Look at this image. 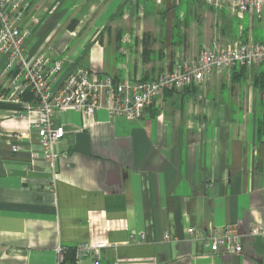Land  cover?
<instances>
[{
    "label": "crops",
    "instance_id": "1",
    "mask_svg": "<svg viewBox=\"0 0 264 264\" xmlns=\"http://www.w3.org/2000/svg\"><path fill=\"white\" fill-rule=\"evenodd\" d=\"M25 1L27 58L64 63L53 90L78 68L153 81L213 43L264 44V19L203 0ZM260 75L264 64L214 72L200 88L163 92L140 120L56 113L65 137L53 162L35 154L32 120L0 109V264H62L102 243L100 260L82 264H264V237L250 235L264 228ZM9 84L0 55V96ZM227 226L243 237L239 256L214 255L199 237Z\"/></svg>",
    "mask_w": 264,
    "mask_h": 264
},
{
    "label": "built area",
    "instance_id": "2",
    "mask_svg": "<svg viewBox=\"0 0 264 264\" xmlns=\"http://www.w3.org/2000/svg\"><path fill=\"white\" fill-rule=\"evenodd\" d=\"M203 1L213 8H226L239 20H244L247 15L259 21L264 19V0ZM29 8L30 4L25 0H0V55L7 58L10 75L9 89L0 96V103L18 107L12 114L32 120L39 139L35 154L49 162L57 160L55 148L65 137L64 126L55 121L56 113L73 109L89 118L103 109L114 118L140 120L165 91L200 88L214 72L264 64V44L242 40L227 46L213 43L200 52L196 61H178L173 71L165 72L153 81L129 78L116 81L112 76L78 68L53 90L51 82L64 72V63L46 54L27 58L25 45L31 32L23 27V20ZM19 149L17 145L13 147V151ZM195 233L193 228L188 230L189 235ZM250 235L264 237V228L255 227ZM143 237L134 235L131 241L138 243ZM199 237L214 255L239 256L244 250L243 237L237 226H227L218 233H199ZM109 247L105 243L78 246L74 250L73 264H82L88 255L100 260L102 251ZM63 260L61 255V262Z\"/></svg>",
    "mask_w": 264,
    "mask_h": 264
},
{
    "label": "trees",
    "instance_id": "3",
    "mask_svg": "<svg viewBox=\"0 0 264 264\" xmlns=\"http://www.w3.org/2000/svg\"><path fill=\"white\" fill-rule=\"evenodd\" d=\"M78 21L75 20L72 24H71V27L70 29H74L77 25ZM246 68H243L242 70H244ZM256 84L258 86V88H260L261 90H263L264 88V76L263 75H260L259 78L256 80ZM0 109H4V110H10V111H15L18 109V107L16 106H13V105H9V104H4V103H0ZM72 253V255H70V253ZM68 257L64 256V261L62 264H73L74 262V258H75V254H74V251H68Z\"/></svg>",
    "mask_w": 264,
    "mask_h": 264
}]
</instances>
